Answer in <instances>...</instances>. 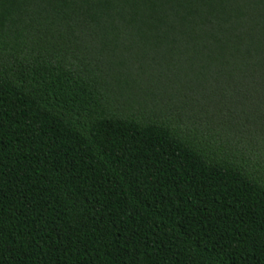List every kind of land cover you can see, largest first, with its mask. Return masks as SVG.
<instances>
[{"label":"trees","instance_id":"obj_1","mask_svg":"<svg viewBox=\"0 0 264 264\" xmlns=\"http://www.w3.org/2000/svg\"><path fill=\"white\" fill-rule=\"evenodd\" d=\"M0 264H264V0H0Z\"/></svg>","mask_w":264,"mask_h":264},{"label":"rangeland","instance_id":"obj_2","mask_svg":"<svg viewBox=\"0 0 264 264\" xmlns=\"http://www.w3.org/2000/svg\"><path fill=\"white\" fill-rule=\"evenodd\" d=\"M210 82H211V80H208V84H210L211 86H214L213 82H211V83ZM213 97H215V96H213Z\"/></svg>","mask_w":264,"mask_h":264}]
</instances>
